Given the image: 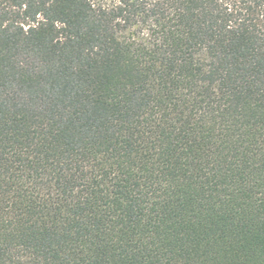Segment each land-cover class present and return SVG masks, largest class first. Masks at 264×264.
Listing matches in <instances>:
<instances>
[{"label": "trees", "instance_id": "obj_1", "mask_svg": "<svg viewBox=\"0 0 264 264\" xmlns=\"http://www.w3.org/2000/svg\"><path fill=\"white\" fill-rule=\"evenodd\" d=\"M0 264H264V0H0Z\"/></svg>", "mask_w": 264, "mask_h": 264}]
</instances>
